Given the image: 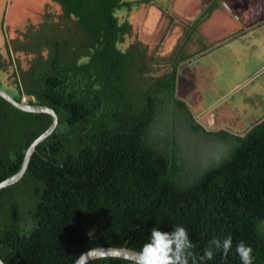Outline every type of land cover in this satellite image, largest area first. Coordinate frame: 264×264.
Wrapping results in <instances>:
<instances>
[{
  "label": "trees",
  "instance_id": "trees-1",
  "mask_svg": "<svg viewBox=\"0 0 264 264\" xmlns=\"http://www.w3.org/2000/svg\"><path fill=\"white\" fill-rule=\"evenodd\" d=\"M37 26L6 41L31 55L0 89L18 102L54 109L59 125L33 155L23 179L0 192V258L5 264H75L103 247L136 251L151 230L183 226L201 255L214 237L233 238L225 260L242 264L240 241L264 264V118L243 134L208 131L178 96L180 70L192 55L181 44L168 56L147 44L127 45L133 27L117 11L153 0H53ZM215 4L183 23L188 43ZM204 56V55H203ZM7 62L0 53V73ZM47 114L23 112L0 97V182L22 167L30 145L51 125ZM196 137L223 141L219 160L189 154ZM88 264H135L103 258Z\"/></svg>",
  "mask_w": 264,
  "mask_h": 264
},
{
  "label": "rangeland",
  "instance_id": "rangeland-1",
  "mask_svg": "<svg viewBox=\"0 0 264 264\" xmlns=\"http://www.w3.org/2000/svg\"><path fill=\"white\" fill-rule=\"evenodd\" d=\"M215 1L218 0H153L133 10L117 11V16L122 22L132 23L133 34L125 45L140 40L148 45L150 54L160 57L185 45L186 55H192L193 59L180 70L178 96L186 101L196 121L208 131L243 134L264 118V25L256 26L251 32L246 30L245 35L237 38H234L236 33L228 38L221 36L224 27H216L213 38H207L199 27V34L213 47L210 52L200 53L203 46L195 36L183 43L186 36L183 23L194 21ZM223 1L232 8L231 0ZM46 13L60 14L61 7L53 0H0V53L7 62L0 75L5 85L12 83L16 63L26 70L32 59L31 55L20 52L10 56L6 41L11 44L18 38V31L28 25L38 26ZM237 13L231 11L230 18L240 25L236 22ZM207 30L210 34L211 29ZM195 140L190 142L188 152L194 153V158L198 157L201 163L219 160L223 145L227 144L212 137H196Z\"/></svg>",
  "mask_w": 264,
  "mask_h": 264
},
{
  "label": "clouds",
  "instance_id": "clouds-1",
  "mask_svg": "<svg viewBox=\"0 0 264 264\" xmlns=\"http://www.w3.org/2000/svg\"><path fill=\"white\" fill-rule=\"evenodd\" d=\"M233 247V238L214 237L208 241L203 253L197 256L187 230L183 226H175L171 232H162L153 228L149 239L136 253L135 264H205L216 254H222L226 260ZM236 254L242 264H253V249L240 241L236 244ZM3 264V261H0Z\"/></svg>",
  "mask_w": 264,
  "mask_h": 264
},
{
  "label": "water",
  "instance_id": "water-1",
  "mask_svg": "<svg viewBox=\"0 0 264 264\" xmlns=\"http://www.w3.org/2000/svg\"><path fill=\"white\" fill-rule=\"evenodd\" d=\"M0 97L6 100L8 103H10L15 108L27 112V113H33V114H47L52 117V123L50 127L41 134L28 148L24 161L22 164L21 169L18 173L15 175L7 178L6 180L0 182V192L8 187H11L17 183H19L23 177L25 176L28 167L30 165V161L33 157V155L36 153L38 146L49 139L51 135L55 132L59 125V117L54 109L48 106L44 105H31L27 103L25 100L22 102H18L11 94L6 92L3 89H0ZM138 251L127 248V247H103V248H95L92 250H89L82 254L80 258L77 260L75 264H88L94 260L103 259V258H120V259H126L132 262H136V253ZM0 261L2 259L0 258ZM3 264H5L3 262Z\"/></svg>",
  "mask_w": 264,
  "mask_h": 264
},
{
  "label": "crops",
  "instance_id": "crops-1",
  "mask_svg": "<svg viewBox=\"0 0 264 264\" xmlns=\"http://www.w3.org/2000/svg\"><path fill=\"white\" fill-rule=\"evenodd\" d=\"M218 1L210 3V5L215 4V8L210 13L209 18L200 25V32L205 37L210 38V36L214 32L213 29H215L216 27L220 29L224 27L221 36L226 35V38H228V37H232V35L236 33L235 34L236 36H234V38H237L239 35H241L239 37L245 35L246 33L244 31L246 30L248 32H251L256 26L259 27L261 24L264 25V0H231L232 8H230L225 1L222 0V3L220 2V4H218L219 3ZM180 11L183 12V10L181 9ZM231 11H235V12L238 11L237 14L239 18L236 19V22L238 23L240 22V25L235 23L234 20L230 18ZM230 25H231V30L229 31ZM225 27H227L228 29L227 31L225 30ZM208 28L209 30L211 29L212 33L210 32V34H208L209 32L207 30ZM227 33L228 35L229 34L231 35L228 36ZM211 38L213 37L211 36ZM214 38H218V37H214Z\"/></svg>",
  "mask_w": 264,
  "mask_h": 264
}]
</instances>
